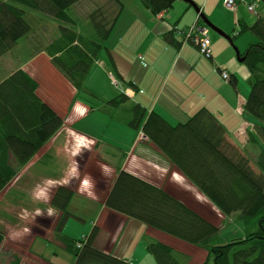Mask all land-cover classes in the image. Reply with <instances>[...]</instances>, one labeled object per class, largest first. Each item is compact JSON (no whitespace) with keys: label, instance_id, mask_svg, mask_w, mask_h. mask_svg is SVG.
<instances>
[{"label":"trees","instance_id":"obj_1","mask_svg":"<svg viewBox=\"0 0 264 264\" xmlns=\"http://www.w3.org/2000/svg\"><path fill=\"white\" fill-rule=\"evenodd\" d=\"M82 1L0 0V59L33 33L27 20L28 10L42 12L61 23L60 36L47 51L53 67L76 90L72 104L80 99V94L99 99L86 88V81L122 10L120 0H112L120 7L115 17L104 7L97 8L90 16L94 35L85 36L75 29L77 21L72 15L73 8ZM140 1L157 16L171 11L179 0ZM260 4L264 5V0ZM255 20L252 25L242 23L240 36L249 32L256 40L241 58H245L250 75L245 113L257 123L256 135L248 133V139L258 150V171L251 165L253 160L229 141L224 126L206 110L184 124L172 126L156 113L147 117L146 111L136 105L131 122L224 218H236V223L242 225V236L225 240L220 227L122 166L105 201V207L115 213L201 248L207 253L203 264H264V16ZM39 88L38 80L24 69L0 79V195L65 124L63 117L39 96ZM126 100L125 95H120L108 104L119 107ZM73 198L71 189L60 186L50 201V206L61 213L57 235L63 233L73 217L69 212ZM97 234L95 227L84 237L86 242L84 238H61L65 250L75 257V264H131L95 248ZM3 241L0 229V248ZM78 243L83 246L78 248ZM148 252L157 264L187 261V257L162 243H150Z\"/></svg>","mask_w":264,"mask_h":264},{"label":"crops","instance_id":"obj_2","mask_svg":"<svg viewBox=\"0 0 264 264\" xmlns=\"http://www.w3.org/2000/svg\"><path fill=\"white\" fill-rule=\"evenodd\" d=\"M203 1L204 5L199 7L204 10L209 0ZM218 1L222 3L223 0ZM120 4L122 10L106 42V48L94 63L86 81V88L98 94L95 86L89 81L97 70L94 79L95 85L101 80V98L97 96L99 99L96 100L86 94H80V99L72 104L76 90L53 65L51 68L55 83H50L52 91L49 92L51 97L48 98L40 92L43 87L40 73L37 77L34 76L40 84L39 96L63 117L65 124L14 182H22L23 179L26 181L18 193L24 198L34 200L35 203L39 201L40 208L35 204L32 210H39L40 213L43 210L42 204L45 205L46 201L47 206L52 208L50 201L60 186L71 189L74 198L82 200L92 208V212L95 211L92 230L97 227L98 234L93 243L94 247L119 259L131 264H143L150 258L148 245L156 242L165 244L187 257L186 264H203L207 257L204 250L186 245L180 240L150 229L139 221L115 213L105 207V201L121 166L123 170L163 188L169 194L170 187L181 181L185 188L200 194L153 143L141 138V130H135L131 126L133 107L140 106L146 111L147 117L156 113L172 126L184 124L201 110H206L224 126L229 141L243 149V140H240L242 135H256L254 127L257 123L254 119L250 122L251 117L245 113L249 95L243 93L238 73L249 76V79L250 75L239 66L236 53L223 37L208 33L212 60L205 58L196 45L182 44L183 37L180 33L195 22L194 13H182L181 10L178 16H172L174 13L169 11L159 19L147 10L140 0H120ZM101 7L112 17L117 15L120 8L112 0H101ZM72 15L75 19L73 10ZM240 20L241 23L245 22L242 16ZM239 37L240 35L235 36L237 39ZM254 41L250 38L244 44L240 40V53L244 54ZM222 71L230 73V81L222 78ZM111 75L120 82L122 91L113 84ZM42 79L45 80V77ZM120 95L127 97L121 106L113 107L108 104ZM90 108L93 110L89 113ZM98 109L101 111V119L97 121L101 123L99 131L87 124V119L93 113L99 112ZM122 127H126L127 131ZM122 132H126L127 139H121ZM95 133H100L101 137ZM106 135H109L110 139H106ZM171 172L175 173V177L170 176ZM86 177L91 178V187L82 185ZM37 185L40 187L37 188ZM14 195L11 193V198L19 200ZM46 195L48 198H45ZM172 196L176 198L175 194ZM70 207L69 212L73 215ZM60 215L56 210L49 218V227L45 218L44 228L35 229L31 237L28 235L31 239L23 253L26 259H35L42 264H54L47 251L41 252L40 249L39 252L34 246L38 236L55 244L56 237L60 241L63 236L71 238L64 234L68 223L61 235L55 232ZM28 216L32 217L34 222L43 221L41 215L35 212ZM56 218L57 221L54 222ZM78 219L83 221V218ZM90 233L83 234L81 239ZM25 236L27 239L28 236ZM139 237L146 243L141 254L135 251ZM4 242L7 241L4 239ZM56 245L68 253L62 242ZM199 256L205 257L203 263L202 259L196 261Z\"/></svg>","mask_w":264,"mask_h":264},{"label":"rangeland","instance_id":"obj_3","mask_svg":"<svg viewBox=\"0 0 264 264\" xmlns=\"http://www.w3.org/2000/svg\"><path fill=\"white\" fill-rule=\"evenodd\" d=\"M192 1L198 4L197 6L201 7L204 5L203 0ZM247 2L249 3L251 2V0H247ZM206 4V7L203 10V14L215 26L223 30L226 34H228L234 39V45H231L229 41L225 40V38H222L228 43L229 47L233 49L235 53V47L240 50L238 48V42L240 40H242L244 44L250 38L255 40L252 34L249 32H245L238 39L235 38L236 32L241 31V29L236 25L237 20L240 19L241 16L244 18L245 22L248 25H252L256 21L255 18H253L252 15L248 13L247 7L244 4L239 7L236 13H231L227 11L222 6V3L218 0H209ZM99 7H101V0H84L73 8L74 16L77 21V26L75 27V29L80 34L89 36L91 33L94 35V33H92L94 31V28L90 20V16ZM181 10L182 13H194V19L197 20L198 16L196 11L187 3L182 1H178L176 6H174V8L171 10V13H174L172 16H178L179 13H181ZM28 11L29 12L27 20L33 28V33L21 40L20 44L12 52L0 59V79H6L13 72L19 70V68H23L25 71L29 72L32 77H37L40 73V81L43 84V87L41 88L40 92L43 96H47L49 98V96L51 97V95H49V92L52 91L50 83H55L53 79L55 77L53 76L54 67L51 68V57L48 54L47 48L51 42H53L57 37L60 36L61 23L42 12L32 10ZM258 11L261 13L262 16H264L263 4L259 5ZM195 22H192L189 27H191ZM209 33L211 35L218 36L221 38V36L211 30H209ZM250 42H248V44ZM237 61L239 63V66L241 68L243 67L244 70H247V73L249 75L246 64L240 62L238 58ZM96 73L97 70L93 72L92 79H90L89 81H91L90 84H93L95 86L94 88L97 89L98 94H94L101 98V80L95 85L94 76ZM43 76L45 77V80L42 79ZM238 76L241 80L242 91L245 95L248 96L251 90L249 76L245 77V75H241L240 73H238ZM116 81L118 83V86H116L117 89L119 91H122V85L117 79ZM98 111L99 112L93 113L92 116L87 119V124L93 126L92 128H95L97 131L101 130V123L97 122L99 119H101V111L99 109ZM249 120L250 122H252V118H249ZM122 128L127 131L126 127ZM95 134L96 136L101 137V135H99L100 133ZM125 135L126 132H122L121 139H127ZM106 139H110L109 135H106ZM240 140H243L242 145L244 146L243 149L239 147L240 150L247 154V157H250L253 160V163H251V165L254 167V169H256V171H258V168L255 166V158H257L258 156V150L253 147L251 143H249L248 136H246L245 133L242 135ZM31 171H33V168ZM170 176L175 177V173L173 174L171 172ZM159 178L158 180H160ZM25 182L26 181H24V179L22 180V182H13L0 195V229L3 231L4 239L7 241H3V244L0 248V264H42V262L35 259H26L23 256V253H25L29 246L31 234L34 233L33 231H35V229L37 228L40 229L45 225V218L47 219V226H50V217H48V215L45 213L47 212L49 207L47 206V201L45 205L44 203L42 204L46 208L44 209L43 206L41 207L43 208V213L41 212V218L43 219V221L41 222H34L32 220V217L28 216L32 212H35L37 214L38 210L35 211L32 209L35 208L33 207L35 206V204L37 208H40V202L38 201L37 203H35L34 200L24 198V196L18 193V190L24 186ZM181 182L179 184H173L170 187V192L172 195H176V199L183 202L185 205L191 208L195 213L202 216L209 223L220 227L222 237L225 240H231L233 238L238 239L242 236V225L236 223L235 217L224 218V216L221 215L220 211L214 205H212L205 197H203L201 194L193 192V190L190 191L187 187L185 188ZM11 193H13V195L16 194L14 196H16V198H18L19 200L12 199ZM70 206V211L73 213L74 216L78 217H71V219L68 221V225L65 229L64 234L74 240H80L83 234H89L91 232L93 227L92 224L96 214L95 211L92 212V208L88 204L84 203L82 200H79L77 198L73 199L72 204ZM86 208H88L89 210L86 211ZM78 218H83V221ZM56 221L57 218L54 222ZM26 229L28 232L25 231ZM48 230L50 229L48 228ZM25 235H29L30 237L28 236L29 238L27 237L26 239ZM54 241L56 242V244L61 243V241L57 237ZM56 244L54 242H51L50 240L44 239V237L42 236H38L34 248L36 247V250H39V252L40 249L41 252L47 251L50 255L51 261L54 264H75V257L71 254L66 253L62 248H60ZM145 244L146 243L142 239V237H139L135 244V251L138 252H136L137 254H141V252L144 250V247L146 246ZM148 257L150 258L144 261L143 264H157L152 255H148ZM200 259H202L203 263L205 257L199 256L196 261H200ZM135 260L140 261L142 259Z\"/></svg>","mask_w":264,"mask_h":264},{"label":"built area","instance_id":"obj_4","mask_svg":"<svg viewBox=\"0 0 264 264\" xmlns=\"http://www.w3.org/2000/svg\"><path fill=\"white\" fill-rule=\"evenodd\" d=\"M261 3V0H251V2H247V0H223V7L231 12L236 13L239 9V6L244 4L247 7L248 13L252 15L253 18L258 19L262 15L258 11V7ZM241 23V20H237V26ZM202 21L200 16L197 17L196 22L187 30L180 33L183 37L182 43L188 44L192 43L196 45L202 54H204L207 57H210L212 54L211 51V41L208 36L207 31L202 26ZM240 32H236V36H238ZM222 78L225 81H229L231 79L230 73L228 71H222ZM112 82L115 86H118V83L116 79L111 75ZM141 138L146 139L144 135L142 134ZM84 241L86 242V238H84ZM83 246V243H78V248H81Z\"/></svg>","mask_w":264,"mask_h":264},{"label":"water","instance_id":"obj_5","mask_svg":"<svg viewBox=\"0 0 264 264\" xmlns=\"http://www.w3.org/2000/svg\"><path fill=\"white\" fill-rule=\"evenodd\" d=\"M181 1H184L185 3L189 4L196 11L197 15L200 16L201 21L204 24L205 28L217 33L219 36H221V37L225 38L227 41H229L231 45H234L233 38L231 36H229L228 34H226L223 30H221L220 28L215 26L211 21H209V19H207V17L200 12V9L196 3H194L192 0H181ZM234 49L236 51V55H237L238 60L240 62L244 63L245 58H241V53L236 47Z\"/></svg>","mask_w":264,"mask_h":264},{"label":"clouds","instance_id":"obj_6","mask_svg":"<svg viewBox=\"0 0 264 264\" xmlns=\"http://www.w3.org/2000/svg\"><path fill=\"white\" fill-rule=\"evenodd\" d=\"M82 185H88L89 187H91V186H92V180H91V178H90V177H86L85 180L82 181ZM39 187H40V186L37 185V188H39ZM34 191H35V190H34ZM45 198H48L47 195L45 196ZM55 211H56V209H54V208H49V209L47 210L48 217H51V216L54 214ZM37 215H42V214L39 212V210L37 211ZM25 231H27V229H26Z\"/></svg>","mask_w":264,"mask_h":264},{"label":"bare ground","instance_id":"obj_7","mask_svg":"<svg viewBox=\"0 0 264 264\" xmlns=\"http://www.w3.org/2000/svg\"><path fill=\"white\" fill-rule=\"evenodd\" d=\"M222 4H223V1H222ZM199 7V6H198ZM200 9V12L203 14V9L202 8H199ZM165 13H162V14H160V15H157V16H155V17H157V18H159V19H162L163 18V15H164ZM242 23H240L237 27H239L241 30H242ZM203 27H204V29L207 31V33H209V30L207 29V28H205V26H204V24L202 25ZM190 28V27H189ZM188 28V29H189ZM187 29V30H188ZM186 30V31H187ZM183 44V43H182ZM212 51V50H211ZM201 52V51H200ZM202 54V53H201ZM205 58H207V59H209V60H212L213 59V55L211 54V56L210 57H207V56H205L204 54H202ZM231 80V79H230ZM229 80V81H230Z\"/></svg>","mask_w":264,"mask_h":264}]
</instances>
